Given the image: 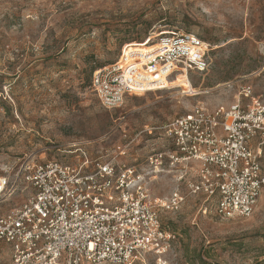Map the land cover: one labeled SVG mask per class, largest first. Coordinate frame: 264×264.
I'll list each match as a JSON object with an SVG mask.
<instances>
[{"label":"rangeland","instance_id":"1","mask_svg":"<svg viewBox=\"0 0 264 264\" xmlns=\"http://www.w3.org/2000/svg\"><path fill=\"white\" fill-rule=\"evenodd\" d=\"M172 32L209 44L208 68L106 108L93 91L94 72L126 48ZM243 86L264 102V0H0V175L13 189L0 198V213L31 193L22 180L26 166L75 162L82 153L144 164L165 144L161 127L196 105L234 104ZM127 143V155L118 156ZM179 185L180 209L161 214L178 234L170 264H264V194L250 217L225 219L213 198ZM175 187L169 174L151 183L160 198Z\"/></svg>","mask_w":264,"mask_h":264},{"label":"built area","instance_id":"2","mask_svg":"<svg viewBox=\"0 0 264 264\" xmlns=\"http://www.w3.org/2000/svg\"><path fill=\"white\" fill-rule=\"evenodd\" d=\"M142 45L94 72L92 88L106 108L169 87L163 81L176 74L208 68L210 45L193 33H165ZM240 95L229 106L196 105L161 127L165 144L144 164L82 153L75 162L26 166L22 180L31 193L0 213V264L4 248L9 264H133L151 256L156 264H170L178 234L163 225L161 214L180 209V183L213 198L222 218L250 217L264 194V102L251 86ZM130 145L119 147L118 156ZM162 174L176 184L168 198L151 191ZM10 186V178L0 175V198L12 192Z\"/></svg>","mask_w":264,"mask_h":264},{"label":"bare ground","instance_id":"3","mask_svg":"<svg viewBox=\"0 0 264 264\" xmlns=\"http://www.w3.org/2000/svg\"><path fill=\"white\" fill-rule=\"evenodd\" d=\"M181 76H186V77L188 78V76H187V75H184V74H181ZM164 80H165V79H164ZM167 81H168V80H167ZM163 83H164V84H167V86H168V84H169L168 82H165V81H163ZM137 95H138V94H137Z\"/></svg>","mask_w":264,"mask_h":264}]
</instances>
